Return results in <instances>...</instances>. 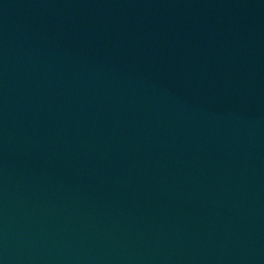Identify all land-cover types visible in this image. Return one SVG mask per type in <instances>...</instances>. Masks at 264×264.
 I'll return each instance as SVG.
<instances>
[{
	"label": "water",
	"instance_id": "obj_1",
	"mask_svg": "<svg viewBox=\"0 0 264 264\" xmlns=\"http://www.w3.org/2000/svg\"><path fill=\"white\" fill-rule=\"evenodd\" d=\"M0 264H264V0H0Z\"/></svg>",
	"mask_w": 264,
	"mask_h": 264
}]
</instances>
